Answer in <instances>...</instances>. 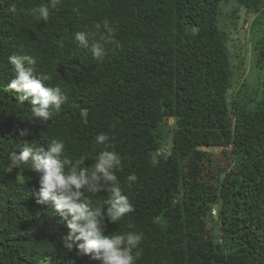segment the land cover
<instances>
[{"label":"trees","instance_id":"1","mask_svg":"<svg viewBox=\"0 0 264 264\" xmlns=\"http://www.w3.org/2000/svg\"><path fill=\"white\" fill-rule=\"evenodd\" d=\"M49 3L0 0V264H100L64 249L66 224L35 202L37 174L30 163L10 170L9 155L22 142L47 147L55 138L91 171L105 150L95 142L102 132L121 157L115 174L134 209L116 224L105 220V235L142 233L135 264H264V0H59L37 20L32 9ZM241 13L262 27L254 44L261 75L252 94L240 90L229 103L220 23L235 26ZM105 20L118 46L105 44L103 60L93 59L74 37L99 42ZM13 54L33 56L35 74L67 96L50 121L30 119V100L5 90ZM214 150L231 165L205 183ZM107 187L91 196L105 214Z\"/></svg>","mask_w":264,"mask_h":264},{"label":"clouds","instance_id":"2","mask_svg":"<svg viewBox=\"0 0 264 264\" xmlns=\"http://www.w3.org/2000/svg\"><path fill=\"white\" fill-rule=\"evenodd\" d=\"M59 0H50L49 4H42L32 9L37 20L47 21L50 8L56 9ZM107 35L102 36L99 42H92L89 46L87 32H77L75 41L80 47L89 49L93 59L103 60L105 44H117L115 31L109 27L107 20L103 21ZM94 28L98 31L101 24ZM14 78L10 80L6 91L17 94V102L24 104L31 102V118L46 123L52 119L53 113H59L61 106L67 101L59 86H46L45 81L51 79L47 74H35L36 60L30 55H11L8 57ZM25 63L28 67H25ZM35 74V75H34ZM38 105V107H37ZM21 136L27 135L21 131ZM108 135L103 132L95 137L98 145H104L105 150L96 157L95 163L84 166L85 159L73 162L64 155L65 146L58 139H51L47 147L37 146L33 142H22V149L9 155L11 169H19L22 165H31V171L38 176V192L36 203L47 205L53 214L59 216L66 224L67 235L63 247L68 252L75 250L78 256H87L100 264H135L142 257L139 249L143 234L128 232L126 234L105 235L104 221L116 224L122 217L134 209L122 189L115 174L121 168L122 160L115 151H108L114 147L107 143ZM83 165V166H82ZM128 187L137 180L135 174L127 178ZM109 193L103 202L107 205L106 214L102 208L91 207V196L105 191ZM131 227V226H130Z\"/></svg>","mask_w":264,"mask_h":264},{"label":"rangeland","instance_id":"3","mask_svg":"<svg viewBox=\"0 0 264 264\" xmlns=\"http://www.w3.org/2000/svg\"><path fill=\"white\" fill-rule=\"evenodd\" d=\"M226 10H230L226 7ZM237 23L234 26L228 20L220 23L228 34L227 46L230 56L231 82L232 87L227 93V101L232 103L240 90L247 94H252L260 82V69L256 65V51L254 44L259 39L261 26L255 24L256 17H247L245 13L239 14ZM168 125H173L172 119L167 120ZM169 143L165 145L164 151L169 148ZM154 156V155H153ZM155 157V156H154ZM231 165L229 156L222 155L218 150H214L210 157V167L204 172L206 174L205 183H214L209 179L211 175L214 179L222 169H227ZM217 220V206H213L211 213L206 217V228L213 232V223ZM217 239V237L215 238Z\"/></svg>","mask_w":264,"mask_h":264}]
</instances>
